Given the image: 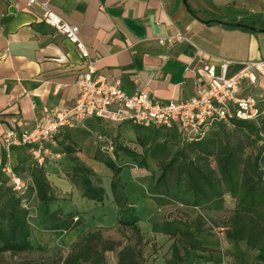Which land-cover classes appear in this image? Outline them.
Returning a JSON list of instances; mask_svg holds the SVG:
<instances>
[{
  "label": "crops",
  "instance_id": "1",
  "mask_svg": "<svg viewBox=\"0 0 264 264\" xmlns=\"http://www.w3.org/2000/svg\"><path fill=\"white\" fill-rule=\"evenodd\" d=\"M41 2H47L48 8L65 22L78 26L80 39L88 51L87 58L42 22ZM187 2L193 14L186 10L182 0H37L30 7L25 0H0V146L8 130H29L45 119L44 109L71 108L77 97L76 84L86 72L87 60L94 61L97 73L118 80L127 95L144 92L159 102H184L196 93L198 82L205 78L204 66H212L219 73V66L227 61V74L231 75L242 62L264 58V32L201 22L213 15L221 20H264V0ZM201 86L205 88V83ZM242 92L252 93L264 109V77ZM95 121L102 120L89 118L75 127H62L53 141L39 146L53 191L77 196L83 204L89 200L81 197L67 175L73 165L69 157H76L92 170L107 194L106 186L99 180H108L110 192L113 173L104 159H112L116 164L124 162L123 159L132 160L122 154L116 159L112 152L103 155L101 143L109 140L130 148L129 144L136 142V133L129 122L113 124L112 133L103 134L98 132ZM97 133L102 141L97 140ZM63 148H71L73 154L70 156ZM7 158L12 167L16 162L14 153L7 151ZM62 161L68 164L65 168L60 166ZM141 174V169L131 173L129 168H123L121 178L136 211L142 203L149 207L148 212H143L144 220L138 215L140 233L154 236L152 242L162 246L161 252L167 253L168 261L175 237L147 229L146 221L153 219L152 212L158 206L138 185L136 179ZM106 210L107 215L93 227L114 222L115 204ZM199 235L202 234L196 238L207 243ZM74 241L70 239L71 244ZM203 246L207 249L205 252L195 251L199 256L196 264H234L230 258H223L209 246ZM156 261L166 263L160 258Z\"/></svg>",
  "mask_w": 264,
  "mask_h": 264
},
{
  "label": "trees",
  "instance_id": "2",
  "mask_svg": "<svg viewBox=\"0 0 264 264\" xmlns=\"http://www.w3.org/2000/svg\"><path fill=\"white\" fill-rule=\"evenodd\" d=\"M186 10L193 14L187 0H182ZM203 23H217L225 27H233L252 31H264V20L259 18H239L221 20L213 17L201 20ZM97 119V118H94ZM136 133V144L143 152L136 153L133 149L121 144H113L112 154L117 159L119 154L131 158L138 169H148L146 153L148 149L163 148L167 144L175 149L167 153L164 160L158 163V176L155 179L153 192L162 186L168 193V182L173 180V186L179 190L183 185L182 205L206 211H217L223 208L224 195L230 196L234 202L232 216L228 219L225 237L233 242H243L245 247L256 253L257 264H264V139L260 130L252 122L232 119L229 122L213 123L205 133L198 138L189 140L182 138L176 127L150 125L148 127L133 125ZM159 138H164L159 142ZM260 143L257 153L247 154ZM30 145L12 146L8 152L14 153L15 163L12 172L18 176L26 173L28 179L19 178L27 183L23 193L13 191L9 178L4 170L7 161V151L0 146V264H7L6 258L14 259L34 251L31 242V226L29 211L23 200L30 192L44 207L43 215L48 223V231L63 237L68 232L82 225L83 219L71 213L49 211L48 205L57 201V197L46 178L44 164L31 159L28 151ZM65 153L73 154L71 148H63ZM72 167L67 173L82 198L102 203L106 192L101 187L92 170L81 163L76 157H69ZM105 165L112 171L110 193L116 206L115 221L121 228L132 229L140 234L139 214L128 200L125 182L121 178L125 165L116 164L112 159H104ZM153 179V175H151ZM157 205L160 201L152 199ZM170 225L165 223L162 232L170 233ZM178 239L171 245L170 259L165 264H187L186 252H205L207 249L195 235L202 233L200 218L194 223L192 233L186 228L176 231ZM175 237L174 232H171ZM141 239V236H140ZM139 243V240H138ZM180 244V249L178 248ZM119 244L104 239L100 231L80 234L77 241L71 244L70 252L59 261L33 260L24 264H105L104 252L115 249ZM183 251V253L180 252ZM117 264H144L142 252L137 245L124 246L117 254Z\"/></svg>",
  "mask_w": 264,
  "mask_h": 264
},
{
  "label": "built area",
  "instance_id": "3",
  "mask_svg": "<svg viewBox=\"0 0 264 264\" xmlns=\"http://www.w3.org/2000/svg\"><path fill=\"white\" fill-rule=\"evenodd\" d=\"M25 1L27 7L37 3V0ZM40 5L44 9L42 22L64 36L83 58H87L88 51L80 39L78 26L65 22L52 12L47 2H41ZM176 37L181 38L179 35ZM228 66L229 62L223 61L219 73L212 66H204L205 78L198 82L196 93L187 101L159 102L144 92L125 94L118 80L97 73L94 61L87 60L86 72L76 84L74 105L61 110L44 109L47 115L45 119L35 123L29 130H8L2 137V145L6 151L12 146H33L29 152L38 165H42L43 156L39 146L53 141L62 127L72 128L89 118L112 124L127 121L142 127H176L181 137L189 140L201 137L213 123L237 119L262 128L260 136L264 139V109L259 107V100L252 93L242 92L251 89L259 78L264 77V58L242 62L231 75L227 74ZM202 83H205V88H201ZM106 150L112 152V142ZM6 174L13 191H26L27 183L9 169H6Z\"/></svg>",
  "mask_w": 264,
  "mask_h": 264
},
{
  "label": "rangeland",
  "instance_id": "4",
  "mask_svg": "<svg viewBox=\"0 0 264 264\" xmlns=\"http://www.w3.org/2000/svg\"><path fill=\"white\" fill-rule=\"evenodd\" d=\"M97 123L98 132L104 133H112L115 129L112 123L103 122V121H95ZM131 124V123H130ZM133 124H131L132 126ZM100 134V133H99ZM97 133L96 138L98 141H102L103 138H99ZM106 138H109L108 136ZM164 138H159V142L163 141ZM112 141H106V143H101L102 153L103 155L110 154L106 148L109 146V143ZM130 148L137 152H143L139 146H137L136 142L132 141V144H129ZM175 147L173 145L167 144L163 148H154L148 149L146 153V162L148 165V169H141L142 174L138 176L136 179L138 181V185L145 191V194L148 198H152L160 201V205L154 209L152 212L153 219H149L146 221V227L151 232L161 231L163 225L165 223L169 224V231L177 233L176 231H181L186 228L189 229V232L192 233L194 228V223L197 222L200 218V227L203 230L199 235L200 238L205 239L207 243H203L209 246L212 251L220 253L221 257L230 258V261L234 264H257L255 255L256 253L252 250H249L245 247L243 242H233L228 240L225 237L224 227L228 221V219L232 216L235 202L234 200L228 196L224 195V204L223 208L217 211H206L199 210L196 208L185 207L182 205L181 197L183 185L179 186V190L173 186V180L170 179L168 185L170 186V190L168 193H165L162 186L158 187L156 192H153V187L155 186V179L158 176V163L164 160L167 153H171ZM260 149V143H257L252 149H248L246 151L247 154L252 153L255 154ZM31 159L34 160L33 155L28 151ZM262 154L264 155V149H262ZM43 158V162H44ZM124 162L118 163L121 165H125L130 169V172L137 171L138 168L135 167L134 162L129 159H123ZM57 162V161H56ZM58 163V162H57ZM62 168L66 167L68 164L66 161L59 162ZM9 168L11 171V167L8 165V158L5 164L4 170ZM126 175V173H125ZM153 175V179L151 177ZM22 179H28L26 173H20L18 175ZM101 184L106 186L107 194L102 203H96L93 201L86 202L80 200L77 196H73L71 194L62 193V191H56L55 195L57 197V201L54 203H50L48 205L49 211H61L62 214L71 213L72 215L77 217H81L83 219L82 225L78 227L74 231H70L67 235L63 237H59L56 233L52 231H48V223L46 221V217L43 215L44 207L42 204L35 198L34 194L30 192L27 194L26 198L23 200L24 206L29 211L30 217V226H31V242L35 247L34 251L20 255L15 257L14 259L6 258L7 264H24L33 260L38 261H59L66 257V255L70 252V239H74L76 242L77 237L80 234L86 232H92L98 229L102 236L111 241L117 242L119 245L111 250L104 252V262L105 264H117V254L119 249L124 246H135L139 248L142 252V257L144 260V264H160L161 261H156L157 259L166 260L167 253H162V246H158L156 243H153L154 236H148L147 234H139L137 235L132 229L121 228L118 226L116 221L109 222L104 224L101 227H93L94 223H96L102 217L107 215L106 208L110 204H114L112 202L109 188H108V180H99ZM149 207L146 203H142L137 206V213L141 215L142 219H145V213L148 212ZM74 218V220H76ZM111 218V217H107ZM68 236V239L65 238ZM141 236V239H140ZM173 236V234H172ZM179 234H175V239H178ZM197 237V235H195ZM139 240V243H138ZM178 248L180 249V244L178 243ZM183 253L182 250H180ZM158 254H162L160 257L156 256ZM184 254V253H183ZM186 256L188 259V264H196L198 263L199 256L196 252L188 250L186 252ZM222 258V259H223ZM164 262V263H165ZM88 264V263H83Z\"/></svg>",
  "mask_w": 264,
  "mask_h": 264
},
{
  "label": "water",
  "instance_id": "5",
  "mask_svg": "<svg viewBox=\"0 0 264 264\" xmlns=\"http://www.w3.org/2000/svg\"><path fill=\"white\" fill-rule=\"evenodd\" d=\"M264 32V31H263Z\"/></svg>",
  "mask_w": 264,
  "mask_h": 264
}]
</instances>
